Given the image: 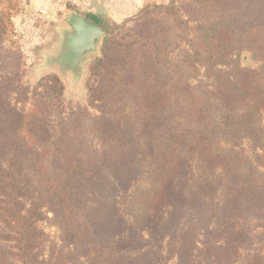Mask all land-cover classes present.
<instances>
[{
    "label": "trees",
    "instance_id": "obj_1",
    "mask_svg": "<svg viewBox=\"0 0 264 264\" xmlns=\"http://www.w3.org/2000/svg\"><path fill=\"white\" fill-rule=\"evenodd\" d=\"M171 2L123 30L99 22L88 103L69 110L48 74L26 111L0 12V264H238L247 223L264 218V0ZM243 139L263 149L257 161ZM195 171L211 190L199 204ZM44 209L59 239L39 228Z\"/></svg>",
    "mask_w": 264,
    "mask_h": 264
},
{
    "label": "rangeland",
    "instance_id": "obj_2",
    "mask_svg": "<svg viewBox=\"0 0 264 264\" xmlns=\"http://www.w3.org/2000/svg\"><path fill=\"white\" fill-rule=\"evenodd\" d=\"M147 3L169 5L172 2L171 0H0V12L4 14L7 21L1 50H11L20 54L18 55L21 63L19 67L24 69L22 79L32 92L29 102L26 104V111L32 106L34 88L39 84L40 79L48 74L58 75L64 83L63 102L68 110L78 104L88 103V84L94 79L89 74V67L101 55L104 39L98 41L97 50L86 53V60L81 63L79 75L68 67L62 69L57 62V57L64 48L66 33L71 31V27L65 20L69 12L77 11L87 14L98 23L107 21L112 25H119V30H123L131 24L133 17ZM13 58L16 59L15 56ZM0 59L2 67H8V64H11L6 61L4 56H1ZM240 61L245 66L255 68L259 64L253 60L248 51L241 53ZM15 98L14 102H19L20 107L22 103L20 98L18 96ZM91 111L98 115L93 108ZM240 147L254 161H257L259 155L263 153V149L254 145L249 139H243ZM195 177L196 179L189 180L186 187L196 198V204H199V198L209 195L211 190H206L203 193L198 187V171H195ZM107 181L109 184L110 179ZM206 200L208 201V199ZM44 211L46 214L39 221V228L50 238L59 239L60 231L57 219L53 217L50 210L44 209ZM247 227H250L249 237L245 246L239 251L238 264H250L253 252L258 251L264 254V218L259 221L250 220ZM202 237L203 234H199V241L202 240ZM168 264H177V258L170 260Z\"/></svg>",
    "mask_w": 264,
    "mask_h": 264
},
{
    "label": "water",
    "instance_id": "obj_3",
    "mask_svg": "<svg viewBox=\"0 0 264 264\" xmlns=\"http://www.w3.org/2000/svg\"><path fill=\"white\" fill-rule=\"evenodd\" d=\"M71 27L66 33L64 48L57 57L62 69L70 68L77 75L81 71V63L86 60V53L97 50L99 40L105 39L107 33L87 14L77 11L69 12L65 17Z\"/></svg>",
    "mask_w": 264,
    "mask_h": 264
}]
</instances>
